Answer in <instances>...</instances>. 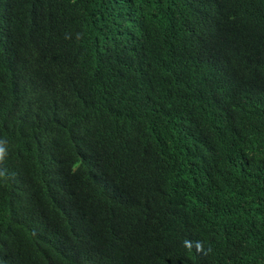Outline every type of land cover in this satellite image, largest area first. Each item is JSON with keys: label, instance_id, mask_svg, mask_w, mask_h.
<instances>
[{"label": "trees", "instance_id": "1", "mask_svg": "<svg viewBox=\"0 0 264 264\" xmlns=\"http://www.w3.org/2000/svg\"><path fill=\"white\" fill-rule=\"evenodd\" d=\"M263 22L0 0V264H264Z\"/></svg>", "mask_w": 264, "mask_h": 264}, {"label": "clouds", "instance_id": "2", "mask_svg": "<svg viewBox=\"0 0 264 264\" xmlns=\"http://www.w3.org/2000/svg\"><path fill=\"white\" fill-rule=\"evenodd\" d=\"M264 23V22H263ZM3 154H4V150L2 149V148H0V158H2L3 157ZM0 175H3V173H0ZM188 245V242L187 241H185V246H187ZM111 250V249H110ZM110 250H109V252H110Z\"/></svg>", "mask_w": 264, "mask_h": 264}]
</instances>
